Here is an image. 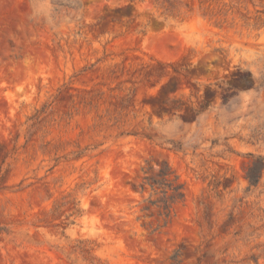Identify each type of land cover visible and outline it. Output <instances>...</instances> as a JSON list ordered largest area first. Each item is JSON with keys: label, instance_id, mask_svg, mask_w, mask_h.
<instances>
[{"label": "rangeland", "instance_id": "obj_1", "mask_svg": "<svg viewBox=\"0 0 264 264\" xmlns=\"http://www.w3.org/2000/svg\"><path fill=\"white\" fill-rule=\"evenodd\" d=\"M0 264H264V0H0Z\"/></svg>", "mask_w": 264, "mask_h": 264}, {"label": "trees", "instance_id": "obj_2", "mask_svg": "<svg viewBox=\"0 0 264 264\" xmlns=\"http://www.w3.org/2000/svg\"><path fill=\"white\" fill-rule=\"evenodd\" d=\"M247 178L250 181L251 184H256L258 182V178L257 177H252L251 175L247 174ZM166 209V208H164Z\"/></svg>", "mask_w": 264, "mask_h": 264}]
</instances>
